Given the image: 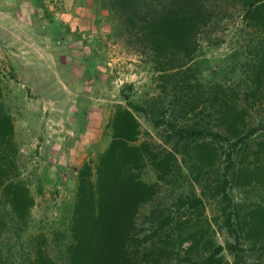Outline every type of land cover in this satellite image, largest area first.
Masks as SVG:
<instances>
[{
  "label": "rangeland",
  "instance_id": "rangeland-1",
  "mask_svg": "<svg viewBox=\"0 0 264 264\" xmlns=\"http://www.w3.org/2000/svg\"><path fill=\"white\" fill-rule=\"evenodd\" d=\"M206 2L191 59L161 78L104 0H0L1 103L34 200L22 222L0 203V264L37 249L60 264L78 171L94 168L125 97L147 111L133 110L137 142L175 157L137 212L133 264H263L264 33L249 1ZM140 175L157 181L148 161Z\"/></svg>",
  "mask_w": 264,
  "mask_h": 264
},
{
  "label": "trees",
  "instance_id": "trees-1",
  "mask_svg": "<svg viewBox=\"0 0 264 264\" xmlns=\"http://www.w3.org/2000/svg\"><path fill=\"white\" fill-rule=\"evenodd\" d=\"M206 1L104 0L118 15L128 41L140 49L161 78L182 72L170 71L191 59L198 44L197 33L211 18L212 10ZM246 1L245 16L261 26L264 33V0ZM2 96L0 87V203L16 221L22 222L34 200L18 178L14 127L11 115L2 107ZM125 99L128 107H118L108 122L110 140L94 168L86 162L78 171L69 236L62 245L60 264H133L129 244L137 241V212L156 194L158 181L169 173L175 159L172 152L160 157L146 142H137L140 124L133 110L144 114L147 111ZM175 133L192 135L188 129H176ZM147 161L156 172V182H147L140 175ZM14 171L17 174L10 177ZM180 201L183 205L189 203L186 199ZM169 222L165 220V224ZM213 257L214 253L207 258L210 263L216 261ZM28 264L56 263L37 249ZM235 264H240L239 260Z\"/></svg>",
  "mask_w": 264,
  "mask_h": 264
}]
</instances>
